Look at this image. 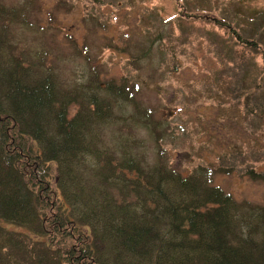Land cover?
<instances>
[{
    "label": "trees",
    "instance_id": "1",
    "mask_svg": "<svg viewBox=\"0 0 264 264\" xmlns=\"http://www.w3.org/2000/svg\"><path fill=\"white\" fill-rule=\"evenodd\" d=\"M17 19L0 4V264H264V204L161 152L146 162L135 139L106 143L130 86L91 76L65 89L45 55L11 40ZM143 125L158 143L156 122Z\"/></svg>",
    "mask_w": 264,
    "mask_h": 264
},
{
    "label": "rangeland",
    "instance_id": "2",
    "mask_svg": "<svg viewBox=\"0 0 264 264\" xmlns=\"http://www.w3.org/2000/svg\"><path fill=\"white\" fill-rule=\"evenodd\" d=\"M0 4L17 11L14 44L45 55L65 89L91 76L130 86L132 101L103 132L106 143L118 133L135 139L146 162L161 152L184 175L208 169L211 185L237 202L264 204V0ZM149 118L158 143L143 125Z\"/></svg>",
    "mask_w": 264,
    "mask_h": 264
}]
</instances>
